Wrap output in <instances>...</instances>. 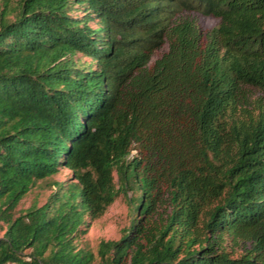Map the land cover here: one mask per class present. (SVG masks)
<instances>
[{
  "label": "trees",
  "instance_id": "16d2710c",
  "mask_svg": "<svg viewBox=\"0 0 264 264\" xmlns=\"http://www.w3.org/2000/svg\"><path fill=\"white\" fill-rule=\"evenodd\" d=\"M247 88L264 93V0H0V264H264ZM119 194L133 215L95 262L75 240Z\"/></svg>",
  "mask_w": 264,
  "mask_h": 264
},
{
  "label": "rangeland",
  "instance_id": "374dc122",
  "mask_svg": "<svg viewBox=\"0 0 264 264\" xmlns=\"http://www.w3.org/2000/svg\"><path fill=\"white\" fill-rule=\"evenodd\" d=\"M71 14L78 15L79 12H73ZM195 22L202 32L207 31L213 25L217 23V19L212 16H205L196 12L187 13L184 15ZM90 26H94L93 23H89ZM163 46L157 49L152 58L157 57L160 51L164 50ZM75 57H79L81 60L88 61L89 59L81 54H76ZM249 96L252 98L261 97L264 100V93L256 88H247ZM132 152H134L132 150ZM72 175L66 168H61L58 172L43 180H37L33 187L25 194L21 201L16 206V210L19 208H26L31 204H42L48 194L53 190L52 182H63L64 184L72 181ZM114 180L116 177L114 175ZM130 195V191L127 192ZM131 205L128 203L124 194H119L116 199L106 208L104 213L96 219L88 220L86 232L80 235L75 244L77 248L87 249L91 251L95 257V262L98 257L96 255L97 245L100 240H116L123 233L122 229L128 225L130 218L132 217ZM226 238V237H225ZM248 244L242 241L234 242L230 238L224 239L222 247L229 253L236 255L239 254L244 246Z\"/></svg>",
  "mask_w": 264,
  "mask_h": 264
}]
</instances>
